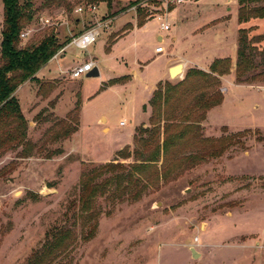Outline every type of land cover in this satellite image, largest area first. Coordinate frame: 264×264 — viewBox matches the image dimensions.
<instances>
[{
    "label": "rangeland",
    "instance_id": "1",
    "mask_svg": "<svg viewBox=\"0 0 264 264\" xmlns=\"http://www.w3.org/2000/svg\"><path fill=\"white\" fill-rule=\"evenodd\" d=\"M27 1L34 17L23 23L21 32L26 29L33 32L26 40H20L19 48L37 44L49 34L55 35L61 43L65 39L70 41L64 57L52 60L44 71L49 70L47 73L53 78L38 76L20 85L14 93L27 123L24 149L28 156L20 158L21 147L0 152V264H31L35 257L43 255L53 232L61 233L65 242L62 248L52 250L44 264H249L244 254L226 245H236L245 231L264 228V84H237L235 81V67L230 59L231 54H236L234 10L224 12L223 0H203L197 7L195 0H189L178 6V17L183 15V10L196 8L193 16L184 22L185 29L215 18L211 32L207 30L210 34L206 32L204 36L210 40L213 35L218 39L219 35H225L228 52L220 55L226 57L213 59L206 70L187 68L181 77L170 83L180 82L189 70L210 73L214 61L229 59V73L219 77L221 104L208 111L199 126L203 138L231 136L235 142L219 158L178 171L174 180L160 183L156 188L149 187L138 201L111 195L114 189L111 184L104 197L93 201L91 210L96 216L91 220L86 218L91 210L82 212L78 205L82 172L119 161L117 153L122 149L132 151L134 130L142 124L141 120L148 126L150 108L148 117L141 118L139 107L143 94L136 80L132 88L121 91V101L108 94L104 99L89 100L81 107L82 100L94 94L101 84L84 75L72 80L69 73L76 65L90 61V56L99 57L106 38L103 30L107 29L101 30L100 37L85 51L69 44L96 23L111 27L117 17L124 15L137 23L138 9L146 21L167 13L168 5L175 8L178 4L176 0H112L107 7L105 3L89 0H61V6L48 3L49 0ZM88 5L96 7L93 14L87 11ZM231 6L234 8V4ZM79 7L84 9L81 14L75 12ZM2 17L0 2V31ZM41 17L48 19L49 24L43 25L39 21ZM152 25L156 27L154 22ZM125 27L129 24L121 32ZM241 28L250 29L249 37L258 36L264 32V17ZM174 30L172 26L170 32ZM118 34L107 36L106 52ZM131 41V37L124 40L121 49ZM207 41L201 49L195 47L201 57L211 52ZM235 42L237 44V37ZM256 46L264 50V42ZM149 51V47L143 49L146 56ZM123 57L129 64L136 60V53L132 47H127ZM256 62L260 66L259 58ZM155 66L154 63L151 69ZM262 69L260 66L259 71ZM116 81L125 84L129 76ZM223 85L226 93L221 91ZM104 104H109L105 114L109 130L100 129L92 114L100 111ZM80 109L83 118L79 124ZM124 118L131 123L120 128L118 123ZM75 120L78 122L76 130L63 136L74 128ZM135 123L137 126L132 129ZM100 125L103 127L104 121ZM8 145L6 142L1 149ZM112 174L105 173L99 180ZM232 212L239 215L225 218ZM94 222L97 227L89 236ZM206 222L210 227L204 233L201 231ZM195 236L200 244L213 246L200 260L193 259L190 253ZM262 255L253 264H260V260L264 264Z\"/></svg>",
    "mask_w": 264,
    "mask_h": 264
},
{
    "label": "trees",
    "instance_id": "2",
    "mask_svg": "<svg viewBox=\"0 0 264 264\" xmlns=\"http://www.w3.org/2000/svg\"><path fill=\"white\" fill-rule=\"evenodd\" d=\"M105 3L112 0H89ZM2 4V27L0 31V152L8 149L23 148L20 158H27L24 147L27 146V123L23 118L14 93L17 88L35 79L36 73L70 41L59 42L55 35L49 34L37 44L19 48V35L23 23L34 17L29 1L0 0ZM137 1H134L136 3ZM237 23L245 25L252 20L264 17V0H236ZM61 6V0H49ZM262 4V5H260ZM167 6V13L173 10ZM137 26L144 24L141 10H137ZM250 29L239 28L237 31V50L235 81L237 84H264V50L256 45L264 42V32L249 37ZM110 46V45H109ZM109 50V47L107 48ZM259 58L260 66L256 59ZM230 60L225 58L214 61L210 73L189 70L184 78L176 83L160 82L153 91L143 112L150 108L148 126L142 123L132 137L133 150L122 149L117 153L119 161L91 167L80 176L81 191L78 205L82 212L91 210L97 197H104L113 184V196L126 200L138 201L149 187H158L176 178L178 171L190 170L211 159L219 158L232 142L231 136L219 139L203 138L199 124L205 120L208 111L221 104L219 77L229 73ZM118 81H110V85ZM63 133V136L76 130ZM9 143L8 147H1ZM55 155V153H53ZM53 156V155H52ZM48 158H51L48 157ZM123 162V163H121ZM118 171V173L116 172ZM105 173L111 177L99 180ZM96 212L91 210L87 219L94 220ZM96 222L89 230L94 234ZM88 234L83 237H88ZM60 237V239H59ZM65 242L61 233L53 232L43 255L30 261L31 264H44L52 250L60 249ZM43 248V249H44ZM29 262V263H30Z\"/></svg>",
    "mask_w": 264,
    "mask_h": 264
},
{
    "label": "crops",
    "instance_id": "3",
    "mask_svg": "<svg viewBox=\"0 0 264 264\" xmlns=\"http://www.w3.org/2000/svg\"><path fill=\"white\" fill-rule=\"evenodd\" d=\"M189 0H184L182 3H179L173 10H171L168 13H165L161 15L160 17H156L153 19L146 20L142 26H137V23L133 19H128L126 15L119 16L115 19V22L113 23V26L106 27V38L111 33L117 34L115 38L111 41V45L109 46V50L105 51V41L103 44L102 52L99 53V57H93L90 56V61L95 63V67H97L99 71V77L94 78V80H99V86L98 90L94 94H90L87 96V98L82 100V106L87 104L86 102L97 100L98 98H106L110 94L111 96L115 95L118 97V100L121 101V91H126L127 89L132 88L133 84L136 81H139V85L141 86L142 91V103L140 104V114L141 118L144 119V116L147 115L148 117V110L149 107L146 109V112H143L142 107L144 105H147L149 99L151 98V95L153 91L156 89V86L158 83L165 81L172 82L169 77V69L177 64H181L183 66L182 68V74L187 68H198L201 70H206L211 63L213 59L216 58H222L223 51L224 54L228 52L226 50L227 43L224 40L226 37L225 35H219V39L213 35L210 37V40L207 38L208 36H204L207 30L211 32V28L214 27L215 18L212 19V21H208L205 24H197L195 26H191L189 29H185L184 22L190 18V16H193V10H195L198 6V3H200L203 0H195L193 3L196 5L195 7H191L188 10H183V15L178 17L180 13H178V6L183 5L187 3ZM222 10L226 13L232 12L234 10L236 21H237V2L236 0H223ZM231 4H234V8L231 6ZM191 12V13H190ZM218 13V12H217ZM169 21H174L176 24L173 25ZM156 24V27L152 25V23ZM161 23H165L168 25L167 30L161 29ZM129 24V27L123 30L121 32L122 28ZM177 25V26H176ZM174 27L175 30L172 32L171 27ZM242 25H239L237 23V26L235 28L236 34L234 36V42L233 47L237 48L236 44V37H237V31L239 28H241ZM208 32V33H209ZM210 34V33H209ZM131 37L132 41L128 43L127 46L123 47L121 49V43L126 40L127 38ZM196 38L199 39L198 42H194ZM205 40L208 43H210V54L208 56H200L199 49H195L196 46H199L201 49V45L204 46ZM190 42V45L188 44ZM67 45L62 48L59 52L58 58H63V54L67 50ZM127 47H132L134 52L136 53V60L131 61L129 64L125 62V59L123 57V54L125 53V50H127ZM145 47L150 48V54L147 56L143 52V49ZM161 47L162 52L156 53L155 50ZM195 49V50H193ZM124 52V53H123ZM123 53V54H122ZM216 53V54H215ZM92 57V58H91ZM226 57V55L224 56ZM56 58V59H58ZM51 58L49 62H47L37 73L36 77L38 76L45 77V78H53V76H50L49 70L44 72L47 68L48 63H51L52 60H56ZM231 63L235 67V61H236V54L233 56L230 55ZM156 64L154 69H151V66L153 64ZM152 70V71H151ZM233 72V70H232ZM61 73V72H60ZM144 74V77H143ZM123 76H129V81L125 84L116 83L113 85H108L107 83L120 79ZM182 76V75H181ZM232 79V78H231ZM233 80V79H232ZM231 82V80H230ZM227 82L228 84H233ZM106 84V86H103ZM238 87V85H234ZM101 87V88H100ZM225 85H223V90L226 93ZM109 107V104H104L100 111H95L93 114V118L95 119L96 124L100 127V129H110L108 124V119L106 117L107 109ZM81 111V109H80ZM83 112L81 111L79 113V124L83 118ZM104 121L103 127L100 125L101 122ZM123 121H125L124 125H120L122 121L118 123V126L120 128H125L127 126L126 119L124 118ZM131 123V122H130ZM140 123L145 124V121H140ZM137 126V123L133 126L132 129H135ZM234 215H239L237 213H230L229 216H224L225 218H231ZM210 222V221H209ZM209 222H206V227L203 231L206 233L207 229L210 227ZM239 242L234 245H226L229 246V249L236 248L237 251L244 254L245 261H248L249 264L255 263V260L257 259V262L259 260V256L264 254V228L261 229V231L258 230H251V231H245L244 234H241L239 237ZM199 239V238H198ZM193 247V246H192ZM213 246L209 243H201L199 240V246L193 247L196 252L199 254L198 260H200L203 255L207 254V251L210 250ZM258 264V263H257ZM260 264H263L262 260H260Z\"/></svg>",
    "mask_w": 264,
    "mask_h": 264
},
{
    "label": "built area",
    "instance_id": "4",
    "mask_svg": "<svg viewBox=\"0 0 264 264\" xmlns=\"http://www.w3.org/2000/svg\"><path fill=\"white\" fill-rule=\"evenodd\" d=\"M184 0H176V4L182 3ZM87 11L89 12V14H93L96 11V7L94 5H88ZM77 13H82L84 12V9L79 7L76 9ZM160 17V16H159ZM39 21L43 24V25H48L49 24V20L45 19L44 17H41L39 19ZM106 27H108L107 24L104 23H96V25H94L93 27H91L90 29H88L87 31L81 33L80 35L76 36L75 38L72 39V41L70 42V45H73L77 50L79 51H85L87 50L89 47H91L96 40L100 37V31L102 29H105ZM161 29L162 30H167L168 29V25L165 23H161ZM33 31L30 29H26L23 32L20 33L19 38L20 40H26L30 34ZM61 52V51H60ZM60 52H57L54 56L53 59L58 58ZM156 53H161L162 52V48L158 47L155 50ZM93 67H95V63L92 61H88V62H83L80 63L78 65H76L75 67H73L69 73V77L70 79L74 80V79H78L81 76H85L89 71H91L93 69ZM125 121L121 122L120 125H124ZM192 246L193 247H198L199 246V239L197 236H195L192 239Z\"/></svg>",
    "mask_w": 264,
    "mask_h": 264
},
{
    "label": "water",
    "instance_id": "5",
    "mask_svg": "<svg viewBox=\"0 0 264 264\" xmlns=\"http://www.w3.org/2000/svg\"><path fill=\"white\" fill-rule=\"evenodd\" d=\"M182 68L183 66L181 64H177L169 69V77L171 79H175L177 77H181L182 75ZM86 79H94L99 77V71L97 67H93L91 71H89L85 76ZM191 257L193 259H197L199 257V254L196 252V250L192 247L190 248Z\"/></svg>",
    "mask_w": 264,
    "mask_h": 264
}]
</instances>
